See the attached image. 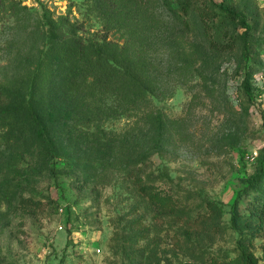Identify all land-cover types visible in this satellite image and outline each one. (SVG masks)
Instances as JSON below:
<instances>
[{"label":"rangeland","instance_id":"374dc122","mask_svg":"<svg viewBox=\"0 0 264 264\" xmlns=\"http://www.w3.org/2000/svg\"><path fill=\"white\" fill-rule=\"evenodd\" d=\"M17 1L29 9L21 11V20L0 10V82L38 60L47 15L69 14L103 30L87 0ZM153 4L172 16L173 36L181 31L175 11L188 9L185 38L203 48L207 77L153 98L170 116L184 118L183 140L166 147L167 158L152 155L154 166L167 165L174 187L146 182L135 169L99 174L94 127L78 125L71 98L55 81L41 105L45 123L13 131L0 120V264H264V0L223 3L244 21L218 7L211 11L206 0ZM213 17L225 25L216 38ZM108 35L117 39L119 32ZM12 98L10 90H0V111ZM127 123L122 117L101 126L137 156L151 150L158 136L132 131L122 138ZM64 124L65 139L55 143ZM185 194L192 218L179 202ZM190 240L203 259L185 253ZM148 245L156 249L151 257Z\"/></svg>","mask_w":264,"mask_h":264},{"label":"trees","instance_id":"16d2710c","mask_svg":"<svg viewBox=\"0 0 264 264\" xmlns=\"http://www.w3.org/2000/svg\"><path fill=\"white\" fill-rule=\"evenodd\" d=\"M87 1L90 10L96 11L103 21L102 32L92 30L84 19H72L69 14L47 15L38 60L0 82V90H10L13 95L11 106L0 111V120L13 131H28L36 124L45 123L46 113L42 112L41 105L58 81L65 95L71 98L72 117L82 128L93 126L90 134L99 138L91 146L99 149L93 159L97 163L93 167L100 170L99 174L104 170L115 173L135 169L141 171L146 182L174 187L175 179L167 165L154 166L152 155L158 153L167 158L166 147L183 140L184 118L170 116L153 98L170 96L177 84L193 87L198 76L207 78L202 70L203 48L185 38L191 28L188 9L175 11L174 21L180 24L181 31L173 36L168 24L172 16L159 12L153 0ZM225 1L206 0V3L211 11L218 7L225 16H241L244 21L241 12L224 5ZM0 5V10L5 9L15 20L23 18L22 10L29 11L27 5L17 0H0ZM211 21L216 38L225 31V25L223 20L214 17ZM111 30L119 32L117 39L109 37ZM33 33L39 35L36 30ZM248 79L249 74H246L244 84ZM247 88L249 90V85ZM196 96L195 93L191 103ZM122 117L128 119L122 138L132 131L158 136L151 150L137 156L124 139L116 140L117 137L106 133L101 126L104 121ZM65 126L55 131V143L65 139ZM105 134L107 140H103ZM148 168L150 171L146 172ZM52 169L58 176L59 168L53 166ZM191 201L187 194L179 198L180 205L189 210L190 218L195 216L188 208ZM175 215L183 216L184 212L177 210ZM113 239H118V232ZM184 244L185 253L195 259L204 258L199 244L191 240ZM147 249L149 257L156 253L149 245ZM132 264L138 262L133 259Z\"/></svg>","mask_w":264,"mask_h":264}]
</instances>
